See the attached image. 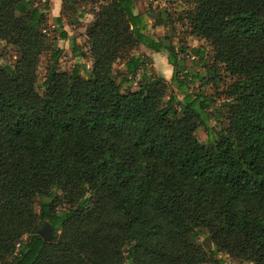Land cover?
<instances>
[{
  "label": "trees",
  "instance_id": "trees-1",
  "mask_svg": "<svg viewBox=\"0 0 264 264\" xmlns=\"http://www.w3.org/2000/svg\"><path fill=\"white\" fill-rule=\"evenodd\" d=\"M139 1L80 0L92 7L91 68L66 72L41 30L49 7L0 0V41L17 54L0 65V264H225L219 254L264 264V0H184L189 36L209 46L191 56L151 35ZM78 7L62 0L54 20L75 56L62 18L83 19ZM139 47L165 53L169 82L133 54ZM220 71L232 79L218 96L226 126L201 143L215 99L190 87L206 75L216 84ZM46 222L50 243L38 235Z\"/></svg>",
  "mask_w": 264,
  "mask_h": 264
},
{
  "label": "rangeland",
  "instance_id": "rangeland-1",
  "mask_svg": "<svg viewBox=\"0 0 264 264\" xmlns=\"http://www.w3.org/2000/svg\"><path fill=\"white\" fill-rule=\"evenodd\" d=\"M35 6L42 9L44 5L49 7V11L45 14L46 22L41 28L43 33L47 37L55 42L56 48L62 50V55L58 60V69L61 71H71L75 65L83 64L86 66L87 71H90L91 68V59L87 56V45L85 38V30L89 26L92 20L93 14H91L92 7L86 2H78V10L85 11L87 15L83 19L76 18L74 15L63 16V29L67 32L68 37L74 38L76 40L77 47L79 49V56H75L72 52V47L68 40H59V31L57 25L55 24V18L60 15V7L62 0H30ZM157 3H152L150 0H140L136 5L137 13H145L149 16V24L151 35L156 39L162 40L165 36L167 41L174 46L175 48H184L187 50L188 56H191L192 49L202 48L207 51L209 49L208 44L199 40L195 37L189 36V31L187 30L186 22L184 21V13L191 8V5L185 2L184 0H157ZM72 16L76 18L77 24H69V17ZM167 16V17H166ZM163 18L166 22V26L151 27L154 20ZM133 54H138L144 56L147 60V68L153 74L163 77L167 82L170 81L172 76V67L167 63L165 53H154L145 47H139L136 49ZM180 58H183L184 55L178 54ZM17 54L15 49L7 45L5 42L0 41V65L10 66L15 63ZM196 58V57H195ZM50 66V57L49 53H44L40 56L39 65L37 68V91L39 94H42L44 89L42 83L47 76V72ZM213 65L208 67L196 66L187 67L188 70H194L199 74H206L208 69L215 70ZM124 70L122 62H117L113 66V73L117 76V79H121V74ZM85 77V73H82ZM208 77V75H206ZM207 77L203 78L201 81L195 82L191 85L190 90L192 92L202 91L208 96H212L215 99L214 104L210 109V117L206 125L199 126L195 135L199 142L207 143L210 138H217V131L226 126L225 114L222 109L225 102L224 96L218 97L222 89L225 88L229 83L232 82V79L227 76V74L220 71L216 75V84L206 83ZM138 78L134 80V84L130 86L131 90L137 88L136 82ZM126 88V86H124ZM200 242L203 244V247L208 250L212 247L209 242L203 239H200ZM218 258H223L225 264H233L235 261L231 260L228 257L223 256L222 254L218 255ZM207 264H214L209 262Z\"/></svg>",
  "mask_w": 264,
  "mask_h": 264
},
{
  "label": "water",
  "instance_id": "water-1",
  "mask_svg": "<svg viewBox=\"0 0 264 264\" xmlns=\"http://www.w3.org/2000/svg\"><path fill=\"white\" fill-rule=\"evenodd\" d=\"M38 235L45 241V242H52L53 241V233H52V226L49 223H44L42 228L38 231Z\"/></svg>",
  "mask_w": 264,
  "mask_h": 264
},
{
  "label": "built area",
  "instance_id": "built-area-1",
  "mask_svg": "<svg viewBox=\"0 0 264 264\" xmlns=\"http://www.w3.org/2000/svg\"><path fill=\"white\" fill-rule=\"evenodd\" d=\"M157 0H150V2H152V3H157L156 2ZM24 241H25V238H24ZM24 243V242H23ZM22 244L21 243H17L16 245H15V248H14V251H13V253H12V258L13 257H16L18 254H19V249H20V246H21Z\"/></svg>",
  "mask_w": 264,
  "mask_h": 264
}]
</instances>
